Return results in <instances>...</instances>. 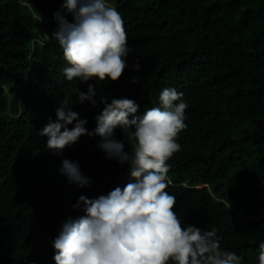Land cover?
<instances>
[{
  "label": "trees",
  "instance_id": "16d2710c",
  "mask_svg": "<svg viewBox=\"0 0 264 264\" xmlns=\"http://www.w3.org/2000/svg\"><path fill=\"white\" fill-rule=\"evenodd\" d=\"M63 2L0 0V264H55L52 241L69 216L83 215L73 208L79 196L98 198L133 180L127 164L105 157L99 135H82L62 152L39 135L65 97L87 128L96 127L104 105L77 101L76 89L87 92L89 83L97 101L128 97L139 113L158 106L164 88L183 93L187 128L167 162L174 210L182 223L217 229L221 247L242 256L241 264H258L264 0H107L124 19L132 51L122 76L100 83L64 75L70 65L52 36ZM116 136L123 139L119 128ZM66 158L79 161L91 186L68 182L60 171Z\"/></svg>",
  "mask_w": 264,
  "mask_h": 264
},
{
  "label": "clouds",
  "instance_id": "9594fccd",
  "mask_svg": "<svg viewBox=\"0 0 264 264\" xmlns=\"http://www.w3.org/2000/svg\"><path fill=\"white\" fill-rule=\"evenodd\" d=\"M53 17L58 25L52 36L70 65L63 69L67 80L100 83L122 76L132 48L124 19L107 0H64ZM134 67L139 69V62ZM76 92L80 103L104 105L95 116L96 127L87 128V118H81L65 97L56 108V119L49 117L39 132L48 137L47 148L62 152L82 135H99L105 157L127 164L133 180L98 198L79 196L73 208L83 215L69 216L52 241L55 264H241L242 256L221 247L217 229L182 223L174 210L176 197L166 190L171 185L167 162L181 150L179 135L187 128L183 93L164 88L159 105L139 113V104L128 97L109 102L101 96L97 101L95 84L89 83L87 92ZM117 128L123 139L117 138ZM60 171L70 184H92L79 161L64 159ZM258 248V264H264V242Z\"/></svg>",
  "mask_w": 264,
  "mask_h": 264
},
{
  "label": "water",
  "instance_id": "95a60500",
  "mask_svg": "<svg viewBox=\"0 0 264 264\" xmlns=\"http://www.w3.org/2000/svg\"><path fill=\"white\" fill-rule=\"evenodd\" d=\"M204 187V186H203Z\"/></svg>",
  "mask_w": 264,
  "mask_h": 264
}]
</instances>
